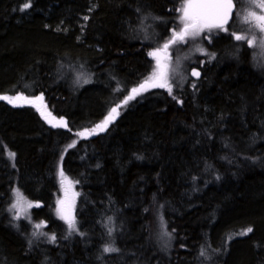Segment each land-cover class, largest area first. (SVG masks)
<instances>
[{"label":"trees","instance_id":"obj_1","mask_svg":"<svg viewBox=\"0 0 264 264\" xmlns=\"http://www.w3.org/2000/svg\"><path fill=\"white\" fill-rule=\"evenodd\" d=\"M184 1L0 0V97H24L0 99V264H264V71L246 42L212 32L199 81L124 103ZM15 190L37 204L26 220Z\"/></svg>","mask_w":264,"mask_h":264},{"label":"rangeland","instance_id":"obj_2","mask_svg":"<svg viewBox=\"0 0 264 264\" xmlns=\"http://www.w3.org/2000/svg\"><path fill=\"white\" fill-rule=\"evenodd\" d=\"M186 2L187 0H185L183 4ZM259 2H261V0H253V2H250V0H233V20L231 19L230 23L226 27L221 29L204 28L198 35H188L182 41L176 40L173 43H169L170 41L174 40V33H179L184 29V21L182 20L183 12L181 10L182 4L177 17L179 28L171 32L169 40L163 42L159 47L152 48L148 53V57L153 62L154 70L152 75L146 80L149 83L145 86V89L139 90V93L150 89L168 90L166 87L160 88L151 86V82L155 79L156 75L160 71V69L157 67L158 59L160 65L164 66V70L167 72L168 83L172 87L175 83H184L185 81L189 80V71L191 67L200 68L212 60L213 56L212 54L208 53L204 44L206 42L204 38L210 41L209 36L212 34V32H217V30L219 34L229 32L235 36L240 35L245 37L243 40L251 50L252 59L255 66L264 71V48L260 47V41L264 40V31H261L258 27H256L254 17L249 15V13L252 12H254L256 15H264V9L255 6V4ZM246 20L249 22H245ZM152 33L157 36L155 30H153ZM144 38L145 40H150L151 38L147 31H144ZM253 39L256 43L253 46H249L247 41ZM165 44H169L167 49L164 48ZM150 53H157V55H150ZM142 84H145V82ZM135 88L139 89V86ZM130 95H133L132 91L130 92ZM137 95L138 94L134 95V98ZM7 97L12 100V102L18 100L16 99L18 96ZM6 100L9 101L8 99ZM32 101L35 102L34 105L30 103L31 100H27V103L35 106L41 102L40 100L36 99H33ZM109 113L107 114L106 118L108 117ZM104 121L98 124L100 127H97L98 125L93 127L89 133L93 135L104 129ZM89 133H79L77 134V138H86L88 137ZM61 173L62 171L58 169L60 190L56 200L55 214L58 219L66 224L69 230H73L69 228L67 220L62 217H67L68 219L73 220L76 229L75 206L77 201V192L74 184L65 175H61ZM17 192V190L13 191V200L10 206V211L14 220H26L30 210L37 207V204L27 200L20 192L19 193L23 197V200L18 201V197L16 195ZM29 203L32 205V207H28ZM13 204H17V207L13 208ZM162 241L164 242V245H166L168 242L170 243V238H167L166 234H163V231H160L159 229L156 242L161 244Z\"/></svg>","mask_w":264,"mask_h":264},{"label":"snow or ice","instance_id":"obj_3","mask_svg":"<svg viewBox=\"0 0 264 264\" xmlns=\"http://www.w3.org/2000/svg\"><path fill=\"white\" fill-rule=\"evenodd\" d=\"M250 2H253V0H250ZM256 7H259L261 9H264V0H261V2L255 4ZM30 7V3H25L24 8ZM234 4L233 0H187L185 4L182 5V20L184 21V29L179 33H174V40L170 41L169 43H173L176 40H183L188 35H198L204 28H223L224 25L227 23L228 19L230 18V15L232 13ZM250 16L254 17L256 27H258L261 31H264V15H256L254 12L249 13ZM249 22V21H245ZM236 40H243L245 37L237 35L235 36ZM249 46H253L256 42L255 40H248L247 41ZM169 47V44H165L164 48L167 49ZM260 47L264 48V40L260 41ZM203 51V50H201ZM150 55L156 56L157 53H150ZM157 67L160 69L158 74L156 75L155 79L151 82L152 87H160V88H167L168 91L171 93L172 86L168 83L167 79V72L164 70V66L160 65L159 59L157 63ZM193 76H199V72L193 71ZM88 81L86 80L85 83ZM148 81H145V84H141L139 86V89L133 88L132 93L133 95H129L124 103H127V100H131L134 98V95L139 94V90L145 89V86L148 84ZM0 99H8L9 102H12L8 97H0ZM16 99H24L22 96L16 97ZM37 99H41L38 97ZM113 114H117V109L113 108L111 112L109 113L108 117L104 121V125L106 126L107 123H109L112 119L115 118ZM97 127H100L99 125ZM71 147V145H70ZM10 157L15 156L14 153H9ZM63 175V173H61ZM19 200H23V197L19 192L16 193ZM13 208L17 207V204H13ZM28 207H32V205L29 203ZM67 220L69 228L75 229V223L73 220L68 219L67 217H62ZM37 228L40 226L37 225ZM252 229H248V231H251ZM111 231V230H109ZM35 235V233H34ZM50 239L54 240L55 237H51ZM118 251V249L113 247H105L104 252H115ZM204 253L201 252V255Z\"/></svg>","mask_w":264,"mask_h":264},{"label":"water","instance_id":"obj_4","mask_svg":"<svg viewBox=\"0 0 264 264\" xmlns=\"http://www.w3.org/2000/svg\"><path fill=\"white\" fill-rule=\"evenodd\" d=\"M233 12H234V7H233L232 13H231V15H230V18L228 19V21H227V23L224 25V27H226V26L230 23V21H231V19H232ZM224 27H223V28H224ZM219 29H221V28H219ZM193 71H197V72H199V76H193V75H192V72H193ZM189 77H190V79H192L193 81H199L200 78H201V71H200L199 69H197V68H192V69L189 71ZM23 102H24V100H23V99H20V100H18V101H14V102H9V101H7V104H9V105H16V104L23 105ZM107 125H108V123H107ZM107 125H106V126H107ZM59 126L62 127L63 129H65V125H59Z\"/></svg>","mask_w":264,"mask_h":264}]
</instances>
